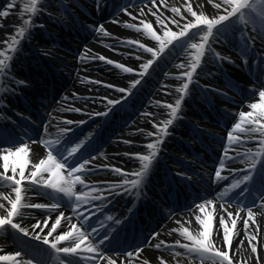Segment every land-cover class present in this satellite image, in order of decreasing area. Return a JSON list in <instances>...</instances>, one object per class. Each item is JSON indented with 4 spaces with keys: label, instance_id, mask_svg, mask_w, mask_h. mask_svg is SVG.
Wrapping results in <instances>:
<instances>
[{
    "label": "snow or ice",
    "instance_id": "obj_1",
    "mask_svg": "<svg viewBox=\"0 0 264 264\" xmlns=\"http://www.w3.org/2000/svg\"><path fill=\"white\" fill-rule=\"evenodd\" d=\"M149 2L151 7L148 6ZM206 2L215 9V14L208 15L204 10L203 4H197L194 10L193 0H180V6L175 3L169 4L168 0H127L126 3L118 10L123 12L130 18L131 21H136L139 18V23H125V26L130 29H135L142 33L143 36L155 41L153 47L147 46L140 40H119V44L127 45L134 48L136 52L150 54V58L144 59L142 55H135V59L141 61L139 70H134L133 67H126L122 63H115L111 59L98 54H91L89 59L100 60L108 65H113L125 74H135L140 77L133 79L126 87H118L113 84H104L100 80L90 81L86 77H81L82 82L102 85L105 88L114 89L115 92L121 93L119 98L104 97H81L76 93L72 94L74 100H92L99 101L103 104L106 111H85L84 114L93 119L95 117L107 118L110 112L122 103H126L133 91L142 83V79L149 75L153 66L168 52H171L176 46L187 50L186 62H182L176 67L182 69L176 80L182 83L175 88L174 92L178 94V98L174 103L164 105L170 110L171 119L163 121V127L157 128L155 133L148 132L147 137H153L151 142L144 145L146 154H129L124 153L134 159H139L140 167L133 171H124L119 167H113L108 164L96 165V161L104 153L98 155H90L89 149L95 139V133H89L86 139L78 140L75 136V128L85 125L88 121L71 119L64 120L58 125V134L55 139L44 140L43 144L46 152L43 158L39 159L38 163L31 164V170L27 173L25 169L29 167V160L25 159L23 163L17 165L8 163L9 156L23 153L25 157L29 154V145L14 133L8 132L6 129L0 128V160H3L2 165L4 171L0 172V231L12 230L16 234H22L23 237H31L32 240L40 242L43 246H47V255L41 253L45 249L34 248L30 252H25L23 248L9 255H0V261L12 262V264H48L49 259L54 258L56 264H100L106 260L107 264H117V258L105 255L106 242L108 245L112 243L114 234L120 226L125 224L133 213V209H128V215L121 219L118 216L107 215L104 221L100 222V226H94L97 214H103V210L107 208L116 197L123 196L125 198H134L139 201L145 195L144 189L147 184V178L155 161L159 158L161 145L165 138L171 135L169 127L174 124V121L182 118V102L187 98L190 91V85L196 83V75L198 69L204 66L208 57H212L213 62L218 67H222L223 62L234 64L230 57L223 55L213 48V44L221 42V38L226 35L238 31L243 43L239 54L241 55L245 65L248 63V52L255 45L257 38H264V0H206ZM97 11L104 4V0H95ZM137 4L143 5L136 14L130 11ZM39 5V7H38ZM16 6V0L7 3L5 10H0V18H7L12 13ZM163 9H169L173 14L171 17L166 16ZM147 10V12L145 11ZM183 9V12L181 11ZM44 10L41 0H30V5L24 11L27 13L38 14ZM155 17V24L161 34L153 28V22L148 19L147 14ZM187 13L188 16H185ZM176 17H179L177 19ZM183 21V23H181ZM111 23H118L117 19H112ZM174 25L178 31H172L168 26ZM23 27H20L16 36L12 37L11 42L7 39V35L3 41H0V74L12 78V82L16 85L15 88H10L12 94L18 92L19 87H27V81L16 79L12 75L10 61L15 59V53L20 51L18 47L23 40H30L28 34L29 26L43 28L44 25L37 24L35 15L23 19ZM4 27L0 22V28ZM91 30L98 35L108 37L111 33L107 32L103 25L99 27L89 26ZM251 32V34H249ZM197 34H200L197 42H190ZM6 45V47H4ZM108 47H112L108 45ZM86 53H91V49H86ZM48 55L49 53H44ZM203 58V60H202ZM165 75H168L165 73ZM211 76L212 73H209ZM228 88L232 85L226 81ZM203 90H209V86L198 85ZM210 90L217 92L218 95L231 99L228 93L221 89L211 88ZM258 92L259 102H250L247 107L252 111H239L240 120L233 123L231 130H227L228 145L225 147L223 156L218 160L219 167L215 168V183L228 179V176H223L222 171L226 168V163L229 160L238 159L244 155L246 159L243 161L246 168L227 169L230 175L238 177L223 192L218 194L220 200H225L224 204H220L218 216L219 226L213 230L211 224V215L205 214L204 218L196 215V222L200 225L198 232H191L182 224L183 229L181 235L189 243L181 244L179 240L175 243L180 245L185 252L183 255L200 258H210L214 264H264V256L258 253L257 237L260 234V228L254 217L257 215L253 211V207L264 209V84H261L257 89L253 87V95ZM168 94H172L171 92ZM63 99L67 100V97ZM159 104V102H157ZM6 106V105H5ZM259 110V115L253 116L255 110ZM63 111H71L80 113L79 107L63 108ZM228 110L225 109V112ZM21 115L22 114H19ZM145 116H152V113H144ZM10 119V118H9ZM242 123L247 125L242 126ZM158 122H153V126L157 127ZM72 126V127H68ZM51 127V119L45 124V133ZM138 132L143 133L142 129ZM234 132L242 134L247 140H241L238 136H234ZM72 133L73 135H69ZM257 134L259 139L257 140ZM30 139V138H29ZM78 140V142H77ZM249 141H254L258 144V149L253 152L248 149L245 153L239 152L234 156L228 155V150L233 144L239 145ZM123 143H131L130 141H122ZM36 143V141H32ZM19 145L18 147L16 145ZM215 166V165H214ZM11 171V174L9 173ZM98 170H108L115 175L121 176L122 180L119 184L107 183L88 184L86 178L89 174ZM178 175L184 176L185 174ZM259 177V180L257 179ZM258 185L254 190L259 195L253 199V207H248V196L253 191V186ZM79 186V188H77ZM240 189L238 194L230 195L235 190ZM35 196L45 197L50 203H35L32 202ZM106 193V194H105ZM255 199H259V205L255 204ZM98 201L99 203H95ZM229 201L247 208V218L241 216V208L237 207L235 213L230 211L232 204ZM107 202V203H106ZM212 200H206L205 203L196 204L195 208L203 211L206 205H211ZM227 204V206H226ZM65 207H71L72 215H66L63 210ZM25 209H38L46 211L49 215H55L54 222L48 227L49 220L45 218L43 221L37 220L35 224L26 227L20 221L25 217ZM230 220L231 227L228 222ZM75 219V222H74ZM238 220L243 221L244 235L247 239V247L244 240H241L239 245L233 244V230L239 235L237 229ZM180 224V221H176ZM191 224V221H187ZM43 225V226H41ZM67 225V230H62L59 234L54 235L58 229H63ZM256 225L255 229L251 226ZM47 228V233L42 235ZM39 229V231H37ZM222 229V237L220 236ZM172 231H177L173 229ZM215 231V236L212 235ZM158 234L152 236L155 240ZM51 237V239H49ZM215 239H220L224 247H217L214 244ZM152 240L148 242V246H154L155 249H160L164 245V241L152 244ZM61 242H67L70 246H60ZM225 248L232 249L231 255ZM122 251V250H121ZM143 249L135 248V253L128 251L126 253V264H133L134 257H139ZM182 254L177 252L176 256ZM25 257H28L25 259ZM120 264H125V260H121ZM147 264V261L144 262ZM160 264H165L163 258L160 259ZM179 264V261H178ZM191 264V260L189 261Z\"/></svg>",
    "mask_w": 264,
    "mask_h": 264
},
{
    "label": "bare ground",
    "instance_id": "obj_2",
    "mask_svg": "<svg viewBox=\"0 0 264 264\" xmlns=\"http://www.w3.org/2000/svg\"><path fill=\"white\" fill-rule=\"evenodd\" d=\"M48 3L50 2V0H47ZM121 1V2H119ZM9 2H12V0H10ZM68 2H72L73 6L76 9H79L80 11H82V13L86 14V16H82L83 20L85 22V24H90L93 27H99L100 25H103L105 30L109 33H111L110 36L108 37H104L102 35H98L97 33H95V35L92 37V39L90 40H82L81 43H75L73 42H68L66 45V51L68 50V53L66 55H62V57H60L59 59L55 60L56 61V65L58 67V71H52L54 76H58L61 74H65L69 80V87L66 88L62 94L60 95V99L57 100L54 104L49 103V105L47 104H43L41 106V108L38 109V111H35V118L36 119H40V117H42V115L45 117L43 118V120L45 121V123L47 124L49 122V120L51 119V128H53V131H58V125L62 124V122L64 120L67 119H75V118H84L87 115L84 114L85 111H89L90 109L92 110V108L90 107V102L85 101L83 99L81 100H74L72 98V94L73 93H78L80 96H84L86 94V96H96L98 94H104L103 92H101V89H109V88H105L102 85H97V84H93V83H86V82H82L81 81V77H86L88 80L90 81H94V80H100L102 81L104 84L107 83H114L117 81H122V79L126 78L128 80H131L135 75V72L133 74H125L123 72H121L119 69L114 67L113 65H108L103 61H100L98 59L96 60H92L89 59V56H91V54H98L101 56L106 57L107 59H112L115 63H122L124 64L126 67H133L134 70H139V64L141 63V61L136 60L134 57L135 55H142L144 57V59H148L150 58V54H146V53H142V52H136L134 48L128 47L127 45H122L119 44L117 39L119 40H140L142 43H145L147 46L149 47H153L156 45L155 41H152L150 39H148L147 37L143 36L142 33L137 32L135 29H130L127 28L125 26V23L131 22V23H139V18L136 21H131L130 18L128 16H126L123 12H117L116 14H114L110 19L105 20L103 19L101 16L97 15V12L95 10L92 11H88V5H94L95 2L93 3V0H68ZM127 0H117V1H113L114 6L119 7V9L123 6L124 3H126ZM168 3L171 5L173 3L176 4L177 7L180 6V0H168ZM197 4H203L204 5V10L206 12V14L208 15H213L215 14V9L209 5L206 0H193V8L195 10L196 5ZM30 5V0H16V6L13 8L12 13L10 14L7 18H3V25L4 27L0 28V41H3L6 37V34H9L11 32V35H14L17 31H14V28L19 26V27H23V19H25V15L27 14V12L24 11V9ZM149 7H151V3L148 4ZM140 7H142L141 4H137L134 8H130L129 10L133 12V14H136V12L139 11ZM145 11L147 12V10L145 9ZM162 11H164L166 16L171 17L173 14L171 13V11L169 9H163ZM181 11L183 12V9H181ZM68 18L67 20L71 21L67 13H64ZM148 15V19L150 21L153 22V28L156 29L158 31V34H161L158 26L155 24V17L151 16V14H147ZM185 16H188L189 19H191L192 17H190L187 13H184ZM117 19L119 22L118 23H111L110 21L112 19ZM177 19H179V17H176ZM21 19V20H20ZM15 23H17V26H15ZM183 23V21L181 22ZM73 25L75 26L76 29H78L77 25L73 23ZM86 26V25H83ZM172 31H178V29L172 25L169 24L168 25ZM65 30L62 29V32H64ZM65 35L67 34V32L64 33ZM11 35L8 36L7 35V39L9 40V42H11L12 38ZM199 36L200 34H197L190 42H197L199 40ZM70 38L71 34H69ZM227 40H229L233 45H235L234 47L231 48H224L222 49V45L218 46L216 45V50L223 54L226 55L228 57H230L233 61H235L234 64H230L227 62H223L222 67H218L216 66V64L212 61L210 62L207 58V61L204 63V66L202 68L208 70L207 74L205 75H201V77L203 78L202 80L204 81L205 86H209V90H207L206 92L209 93V95H207L208 97H214L212 95V90H210L211 88L217 87L219 85H221L223 83V74L227 71H237L240 67H244L246 66L237 56L233 54V51L235 52H240V45L237 41H233V38L228 37ZM44 39H42L41 43H45L43 42ZM41 43H37L38 44V50H40V48H43V45ZM108 45H111L112 47H108ZM214 46V45H213ZM86 49H91V53H86ZM71 52V53H70ZM187 50L186 47L179 52L178 56L176 57L175 61H173V63L170 65V67L168 69H163V74L162 77L160 79V82L158 83L157 87H158V92H157V96L159 98L160 101H157V97H156V93H154L153 97H152V101L149 103V106L145 107L146 110L148 111L147 113H152L154 115L152 116H143L142 115H138L134 121H136L133 124V130L130 133H125V134H120L118 135L117 138H115V141L111 143V145L104 149L102 151V153H104V156H101L103 163H108L114 166H119V167H125L123 166L122 162L125 161H131L133 158H131L130 156H126L124 155V153H129V154H135V152L131 151V148H135L137 149L140 145L139 142H143L145 140H147V142H150L151 139H153L154 137H147L145 134L148 132H155V128L153 126V122H158L163 120L164 116L162 114H167L166 119L170 116V110L167 109L164 105H166L167 103H173L174 100L176 98H178V94H176L174 92L175 88L178 87L182 81H178L175 79V77L177 75L180 74L181 71H183L182 69H178L176 67V65L182 63V62H186V57H187ZM78 58V62L74 59V58ZM203 60V58H202ZM108 67H111L110 69ZM207 67H210V70L207 69ZM69 69L72 70V73L69 72ZM250 72H257L259 69L258 65H248L247 68ZM76 72V74L74 75V73ZM165 73H167L168 75H165ZM209 73H212V75L210 76ZM200 74V68L198 69V73L197 75L199 76ZM196 75V76H197ZM79 78L81 85H84L85 87L83 88H79L74 92L72 91L73 88V84L74 81ZM55 79V78H54ZM53 79V80H54ZM213 85V87H212ZM190 88H192L189 91V100H186V103L183 106V110L185 111L186 114L189 115V117L193 120L196 121L199 126V132L201 133L202 136H205L206 133L210 136L209 138L211 140H213L214 142H216L217 146H220L221 148L225 149V147L228 145V140L226 143L221 142V138L219 135L224 136L227 139V131L225 129H223L220 125V122L218 121L213 122L209 119L206 118V116H204L201 112V108L198 107V103L201 101V105L202 102H204L205 106H208L209 102L207 99H205L204 101L202 99H200L199 96L196 95V89L197 87H193V85H190ZM36 89H39L38 86H36ZM33 92V90H31ZM172 93V94H168V93ZM202 95L204 98L205 94L204 91H201ZM253 93L247 94V98L250 97L248 100L243 101V104L238 106V111H245L248 112L250 111L249 109H247V105L250 102H259V97L258 94L253 95ZM64 97H67L68 99L65 100L63 99ZM155 97V98H154ZM12 99V98H11ZM194 99V100H193ZM17 101L19 102L20 100L17 98ZM70 102L72 104H70ZM159 102V104L157 103ZM69 104L71 105V107H79L82 109V111L80 113L77 112H71V111H63V108L68 107ZM95 104V103H93ZM96 105V104H95ZM5 114H9L10 112L5 110L4 108H2ZM3 115V116H4ZM259 115V110H255L253 112V116H257ZM10 119H15V117L10 114L9 115ZM235 122L239 121V115L236 112L235 113ZM8 119L7 120V124H5L4 129L10 131L12 129V127L15 125V123H11ZM165 119V120H166ZM93 121V120H91ZM234 122V123H235ZM176 124H178L175 121ZM243 124V123H242ZM245 127L247 125L243 124ZM203 126V127H202ZM205 126V127H204ZM231 126L232 124H229V127L227 130H231ZM207 127V128H206ZM138 129H142L144 134H141L140 132H138ZM178 129V128H177ZM182 131H186L189 134H194V131L188 129H179ZM126 134H128L126 136ZM126 136V140L130 141L131 143H123L122 141H126L123 139V137ZM234 136H238L239 139L241 140H247V138L245 136H243L242 134L236 133L234 132ZM257 140L259 139V135L257 134ZM166 140L168 141V138H166ZM29 145V154L28 157H25L23 153H19L16 154L15 156H9V165L11 167L12 164H17L19 165V163L22 161V163L24 162L25 159L29 160V167H27L25 169V172L27 173L28 171L31 170V164L34 163H38L39 159L43 158V156L45 155L46 150L40 147V150L38 152L33 153L32 152V148L33 147H39L36 143H32V141H27L26 142ZM17 147L19 145H16ZM141 148L139 149V152H143V144L140 146ZM254 147L258 148V144L254 141H249L243 144H233L232 147L228 150V155L230 156L231 153L235 154L237 152L243 154L245 153L248 149H254ZM2 154H7V153H0V155ZM243 157V155H241L239 158ZM23 158V160H22ZM238 158V159H239ZM214 163H209L208 165H215V163H218L217 160H213ZM232 160H229L227 163H231ZM217 167V166H216ZM215 167V168H216ZM4 171L3 168H1V160H0V172ZM11 174V171L9 170V173ZM203 175L205 177H208V170H204ZM229 179L223 180L220 184L225 185L226 183H228ZM218 184L216 186L217 191H216V198L218 201L220 200L218 197V194L220 192L219 190V185ZM2 190V189H0ZM207 194L204 196L206 197ZM215 199H208V200H212L213 203H217V201ZM221 204H224L225 202H220ZM260 202L255 201L256 205H259ZM184 204H189L192 206V209L188 212H199V209L195 208L196 204H199V200L197 202H194L191 198H188L187 202H184ZM232 204V203H231ZM227 206V204H226ZM240 207L241 208V216L244 218H247V208L240 206V205H233L230 208V211H232L233 213H235L236 208ZM248 207H253L252 202L250 204H248ZM253 211L255 213H257V215L254 217V219L257 221V223L259 224V228H260V234L257 237V248H258V253L261 256H264V209L259 208V207H253ZM181 215V213H175L172 217L171 220H174V218H177ZM226 217L227 214L225 213ZM44 219L47 218V216L43 217ZM43 219V220H44ZM35 221L31 222V225L34 224ZM217 224V223H215ZM181 224H177L174 223L171 226V231L173 229H178L179 226ZM253 229H255L256 225H252L251 226ZM237 229L239 230V235L236 234V230H233V244L234 245H239L240 243V239L243 238L242 240H244L245 242V247H247V237L244 235V227H243V221L242 220H238L237 223ZM220 235H222V229H220ZM227 251H229L230 255L232 252V249L228 248ZM116 258L118 256L114 255ZM208 264V263H205Z\"/></svg>",
    "mask_w": 264,
    "mask_h": 264
},
{
    "label": "rangeland",
    "instance_id": "obj_3",
    "mask_svg": "<svg viewBox=\"0 0 264 264\" xmlns=\"http://www.w3.org/2000/svg\"><path fill=\"white\" fill-rule=\"evenodd\" d=\"M238 38H240V37L238 36Z\"/></svg>",
    "mask_w": 264,
    "mask_h": 264
}]
</instances>
